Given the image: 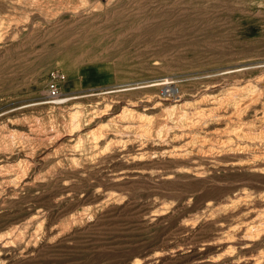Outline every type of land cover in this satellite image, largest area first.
<instances>
[{"label": "rangeland", "instance_id": "1", "mask_svg": "<svg viewBox=\"0 0 264 264\" xmlns=\"http://www.w3.org/2000/svg\"><path fill=\"white\" fill-rule=\"evenodd\" d=\"M263 66L264 0H0V264H264L258 72L228 75Z\"/></svg>", "mask_w": 264, "mask_h": 264}, {"label": "bare ground", "instance_id": "2", "mask_svg": "<svg viewBox=\"0 0 264 264\" xmlns=\"http://www.w3.org/2000/svg\"><path fill=\"white\" fill-rule=\"evenodd\" d=\"M250 68L256 69L258 74L256 76H252V75L243 76V77H245V80H242V82H247V84L249 85L250 88L257 91V95H256L257 99L256 100H258L259 102H261L262 105H264V66L259 67V68H255V67H248V68L247 67H239V68H237V67H235V68H231L229 70L228 75H232L233 73H238V72H246L247 69H250ZM245 75H247V74H245ZM247 78H249V79H247ZM231 98L232 97H228V93H224V94L221 93L218 95H214L211 97V99L203 97L199 101V106L205 105L204 108H206V109H199L198 112L194 113V115L197 117H202V118L205 117V118H216V119H220L222 117H225L226 113L229 112V110H230V108L227 106L228 103H227V105H225V102L230 101ZM244 99H247V98H244ZM244 99L242 100L241 103L246 104L244 107H249L252 103H250V101L248 102ZM253 103H255V101H253ZM233 109L237 113L240 112L238 105L233 107ZM169 111H171V110H169ZM239 115H240V113H239ZM183 116H184V114H182L180 116V118H183ZM228 116H233V115L228 114ZM244 117H247V114ZM249 121H250V123L248 125H251V126H246V127L242 128V132H243L242 135L245 138H251V139L258 141V143L264 144V109L262 111H260L259 113L255 112L254 116ZM263 154H264V152H263ZM260 227H261L260 230L264 231V224L260 225ZM260 230H258V231H260ZM257 235H258V233H256L254 236L250 235L249 237L251 239H254L255 236H257ZM263 235H264V233H263ZM249 242H253V241H249Z\"/></svg>", "mask_w": 264, "mask_h": 264}, {"label": "built area", "instance_id": "3", "mask_svg": "<svg viewBox=\"0 0 264 264\" xmlns=\"http://www.w3.org/2000/svg\"><path fill=\"white\" fill-rule=\"evenodd\" d=\"M64 74L55 70L50 73L47 95L50 99H57L61 95L60 83L64 81Z\"/></svg>", "mask_w": 264, "mask_h": 264}]
</instances>
